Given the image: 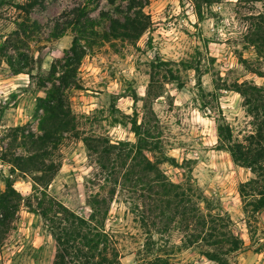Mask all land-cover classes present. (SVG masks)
Wrapping results in <instances>:
<instances>
[{
    "label": "rangeland",
    "instance_id": "374dc122",
    "mask_svg": "<svg viewBox=\"0 0 264 264\" xmlns=\"http://www.w3.org/2000/svg\"><path fill=\"white\" fill-rule=\"evenodd\" d=\"M24 1L0 0V40L24 19L15 7ZM236 1L222 0L199 19L187 0H143L142 10L149 15L150 26L137 40L92 42L78 67L77 86L72 84L66 90L77 128L63 133L54 149L59 168L46 187L48 196L88 215L85 194L105 195L109 184L107 173L89 154L83 137L136 143L132 119L139 123L146 115L155 129L143 153L168 180L202 198L198 202L203 213L223 216L218 223L243 240L241 249L223 259L228 264H264V207L254 208L264 190V169L252 173L249 167L234 162L217 135L218 123L228 124L236 141H244L256 129L244 96L221 84L251 81L264 86V76L251 71L264 74V51L258 55L243 41L244 16L264 11V1L253 6ZM84 2L98 33L107 30L111 17L123 18L125 1L45 0L28 14V22H34L28 28L30 38L18 50H6V56L0 52V156L7 151L12 127L24 125L26 132L39 133L42 111L36 115V100L51 87L49 82L47 87L38 86L39 80L52 64L63 62L64 51L76 35L73 29L56 39L49 33L56 20L66 18L64 11ZM19 53L27 55L28 65L15 73L8 59L10 56L17 63ZM159 61L167 65L158 67ZM190 64L199 65L202 74ZM167 69L179 77L182 87ZM144 101L149 110L144 111ZM14 153L24 155L26 151L18 146ZM5 178L35 204L34 196L42 188H35L33 174L13 170L0 160V191L5 189ZM251 178L256 182L241 186ZM138 193L117 186L101 226L112 236L120 264H218L204 254L209 249L206 242L188 243L177 221L166 224L156 215L152 217L155 225L152 219L143 221ZM54 254L55 239L45 222L22 203L0 241V264H52Z\"/></svg>",
    "mask_w": 264,
    "mask_h": 264
},
{
    "label": "trees",
    "instance_id": "16d2710c",
    "mask_svg": "<svg viewBox=\"0 0 264 264\" xmlns=\"http://www.w3.org/2000/svg\"><path fill=\"white\" fill-rule=\"evenodd\" d=\"M44 1L25 0L23 3L15 4V7L23 13L24 19L17 23L16 29L0 40L1 54L6 56L5 51L8 49L18 50L20 44L30 38L28 28L34 27V22L32 25L28 22V14L35 6L43 5ZM109 1L114 2V0ZM120 1L126 2L121 10L124 12L123 18L111 17L107 30L101 33L94 30L93 26L96 22L88 16L85 2L72 7L68 12L64 11L65 19L55 21L49 33L51 38L62 37L69 29H73L76 35L71 41V46L64 51L63 62L58 61V65L52 64L46 72V77H41L39 80L38 86L47 87V82L51 84V87L45 91V95L37 97L36 100L35 113L42 111V114L38 115L39 133H34L31 129L26 132L24 125L12 127L9 129L11 141L7 151L0 156V160L9 163L13 170L23 174H33L35 188L41 187L42 190L39 191V196H34L36 202L33 204L29 196L23 197L14 188L12 180L5 178V189L0 191V241L8 230L13 215L23 203L28 211L43 219L55 239L52 264H120L119 253L112 241V236L101 226L108 211V203L113 198L116 187L121 186L122 189L139 191L138 194L142 198L140 215L143 221L151 220L154 215L156 219L159 218L166 224L177 221L185 230L189 244L203 240L209 248L204 252L209 259L215 260L218 264H228L223 259L224 256H229L241 249L243 240L218 223L223 220V216L218 213L214 215L203 213L199 205L203 199L195 197L180 184L168 180L157 165L143 153L147 140L153 137V129H155L150 120H146V115L139 123L136 118L132 119V130L137 136L136 143L128 141L112 143L101 136L83 137L89 154L95 156L100 169L107 173L105 181L109 184V188L112 185L105 195L99 192L85 194V202L90 207L88 215L76 213L61 201L48 196L46 192V187L59 168V163L53 159L54 149L60 143L63 133L77 128V118L69 107L66 90L72 84L77 86L78 67L87 51L92 48V42L117 38L137 40L150 26V17L142 10L143 0ZM187 1L193 5L198 18L203 19L205 10L222 0ZM259 1L264 0H237L236 2L253 6ZM244 19H246L247 27L243 41L247 47H252L258 55H262L264 11H250ZM82 41L85 43L82 44ZM19 56L20 61L18 59L17 63H14L10 56L8 59V64L15 73L23 72L28 65L27 55L19 53ZM242 62L247 63V60L242 58ZM162 65H167V62L159 61L157 66ZM188 66L194 67L198 75L202 74L199 65ZM167 71L173 80H177V86L182 87L183 83L179 81V77L173 75L171 69ZM251 71L264 76L261 71ZM26 73L31 74V71ZM57 73L59 74L56 75ZM221 85L225 89H232L244 96L245 104L253 115L256 125L255 131L246 135L244 141H236L230 126L226 123H218L217 135L224 145L223 148L230 153L234 162L249 167L252 173L264 169V86L251 81L234 82L229 86ZM198 88L203 90L201 83ZM149 91L150 88L148 93ZM143 103L144 111L149 110L148 103L145 101ZM18 146L25 148L26 154H15L14 149ZM252 182H256V179L251 178L241 186L244 187ZM256 202L255 209L264 207V190L260 191V197ZM136 206L138 207L137 204ZM151 224L155 225V221Z\"/></svg>",
    "mask_w": 264,
    "mask_h": 264
}]
</instances>
